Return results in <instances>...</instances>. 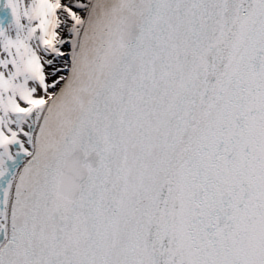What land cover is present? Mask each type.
Here are the masks:
<instances>
[{"label": "snow or ice", "instance_id": "1", "mask_svg": "<svg viewBox=\"0 0 264 264\" xmlns=\"http://www.w3.org/2000/svg\"><path fill=\"white\" fill-rule=\"evenodd\" d=\"M0 264H264V0H0Z\"/></svg>", "mask_w": 264, "mask_h": 264}]
</instances>
